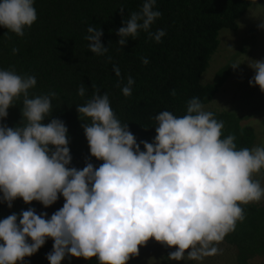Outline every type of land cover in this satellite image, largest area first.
Listing matches in <instances>:
<instances>
[{"label": "clouds", "instance_id": "obj_1", "mask_svg": "<svg viewBox=\"0 0 264 264\" xmlns=\"http://www.w3.org/2000/svg\"><path fill=\"white\" fill-rule=\"evenodd\" d=\"M156 3L143 0L140 10L123 21L118 45L140 32L162 42L166 32L151 31L162 15L154 10ZM37 19L34 0H0V27L8 32L23 37ZM102 35L100 28L89 26L84 37L97 56L108 52ZM142 63L149 61L142 58ZM247 63L254 71L250 86L264 93V60ZM113 71L122 81L120 68ZM36 84L33 75L0 69V193L9 208L18 198L44 208L60 196L64 203L50 218L30 207L0 219V264H25L48 239L53 241L49 264L72 257L128 264L150 240L172 249L168 260L202 261L220 252L219 244L245 220L246 206L264 200V184L257 179L264 175V144L238 148L236 135L225 136L224 122L199 98L187 101L182 116L167 110L155 115L153 141L138 143L128 124L117 118L109 95L92 85L91 97L76 110L90 155L102 163L77 169L69 167L65 123L58 118L43 123L58 94L30 96ZM134 84L129 76L121 88L125 97L132 95ZM86 92L81 84L77 94L83 98ZM21 99L22 121L9 127L2 121Z\"/></svg>", "mask_w": 264, "mask_h": 264}, {"label": "trees", "instance_id": "obj_2", "mask_svg": "<svg viewBox=\"0 0 264 264\" xmlns=\"http://www.w3.org/2000/svg\"><path fill=\"white\" fill-rule=\"evenodd\" d=\"M256 2L264 3V0H157L154 10L162 15L151 31L163 29L166 35L162 42L149 40L147 33L140 32L135 40L129 37L121 47L116 33L132 12L140 10L143 0H34L38 19L25 29L23 37L0 27V69L14 68L19 74L35 76L37 84L30 90V96L56 92L58 99L52 101L51 116L43 123L58 118L68 128L72 156L69 167L82 169L88 162L98 167L102 161L91 157L82 127L84 122L78 119L76 110L77 105L91 97L92 85L100 89L101 95L104 92L109 95L117 118L128 124L138 143L152 142L155 115L167 110L182 116L188 100L197 97L206 104L222 86L230 75V63L219 68L209 82L203 83L201 76L218 48L220 30H235L237 20ZM89 26L102 30L101 42L108 48L105 55L97 56L89 51L88 41L84 39ZM13 48L18 52L14 54ZM142 58H147L149 63L144 65ZM114 66L120 68L122 81L116 77ZM129 76L135 84L132 95L125 97L121 88ZM81 84L87 88L83 98L77 94ZM173 89L175 96L171 95ZM21 108L22 99L8 109V116L2 122L9 127L18 126L22 121ZM208 111L224 122L225 136L236 135L238 148L255 145L254 128L243 124L234 110ZM141 150H144L142 144ZM63 203L60 196L52 206L44 208L39 202L25 204L18 198L9 208L0 193V219L30 207L37 214L47 213L50 218ZM224 241L235 249V264H254L253 257L264 255V202L246 206L245 220L237 223L235 231ZM52 245L53 241L48 239L37 253L25 258V264H49L47 254ZM137 260L135 257L128 264H137ZM62 264H98V261L92 258L82 263ZM161 264H167V257Z\"/></svg>", "mask_w": 264, "mask_h": 264}, {"label": "rangeland", "instance_id": "obj_3", "mask_svg": "<svg viewBox=\"0 0 264 264\" xmlns=\"http://www.w3.org/2000/svg\"><path fill=\"white\" fill-rule=\"evenodd\" d=\"M264 3H253L241 18L237 20L235 30L222 29L219 32V45L211 56L208 66L201 76L203 83L209 82L216 71L227 63H241L239 68L231 67L230 75L206 104L205 110H234L243 124L251 125L256 134L255 145L264 144V93L259 87L250 86L249 80L254 71L248 67L249 59L264 60ZM264 184V175L258 176ZM262 200L260 203H263ZM220 252L204 258L202 261H172L167 264H235V249L225 241L219 244ZM167 249L154 240L141 247L137 264H161L167 257ZM82 263L84 259L65 258L62 262ZM254 264H264V255L251 259Z\"/></svg>", "mask_w": 264, "mask_h": 264}]
</instances>
